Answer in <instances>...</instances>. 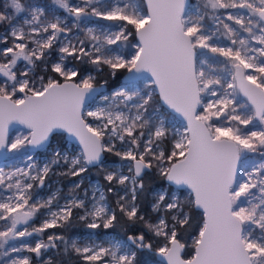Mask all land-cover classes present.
<instances>
[{
  "label": "snow or ice",
  "instance_id": "6c2138e0",
  "mask_svg": "<svg viewBox=\"0 0 264 264\" xmlns=\"http://www.w3.org/2000/svg\"><path fill=\"white\" fill-rule=\"evenodd\" d=\"M65 262L264 264V0H5L0 264Z\"/></svg>",
  "mask_w": 264,
  "mask_h": 264
},
{
  "label": "rangeland",
  "instance_id": "374dc122",
  "mask_svg": "<svg viewBox=\"0 0 264 264\" xmlns=\"http://www.w3.org/2000/svg\"><path fill=\"white\" fill-rule=\"evenodd\" d=\"M4 2H5V0H0V7L3 6ZM21 131H25V130H21ZM19 132H20V131H17L15 134H13V136L19 134ZM75 147L78 149L77 146H75ZM39 158H40V159H44L43 156H41V157H39ZM67 180H68V179H67ZM70 182H71V181L68 180V183L64 184V180L61 179V177H60V178L53 177L52 182H50V183H51V188H46L45 190H43V191H42V195H46V194H48V192H50V191H54L57 187H59V188L62 189L61 195H63L64 193L67 192V188H68V185L70 184ZM97 182L101 183V182L98 181V180H92V179H88V178H87V180L85 181V184H86V185H89V184H95V183H97Z\"/></svg>",
  "mask_w": 264,
  "mask_h": 264
},
{
  "label": "trees",
  "instance_id": "16d2710c",
  "mask_svg": "<svg viewBox=\"0 0 264 264\" xmlns=\"http://www.w3.org/2000/svg\"><path fill=\"white\" fill-rule=\"evenodd\" d=\"M108 158H109V160H114L115 159L114 157H108ZM87 177H88V179L98 180V181L101 182V184L103 183L102 175L98 174V171L96 169H91L90 172L87 174ZM61 179L64 180V184L68 183V180L66 178L61 177ZM152 187L154 188V187H156V185H152ZM150 191H151V188H150ZM74 231L78 233V232H81L83 230L82 229H76ZM138 258L141 259V261L152 260V259L158 260L157 259L158 257H153L152 254L142 255V256H140ZM65 264H67V262H65Z\"/></svg>",
  "mask_w": 264,
  "mask_h": 264
},
{
  "label": "water",
  "instance_id": "95a60500",
  "mask_svg": "<svg viewBox=\"0 0 264 264\" xmlns=\"http://www.w3.org/2000/svg\"><path fill=\"white\" fill-rule=\"evenodd\" d=\"M21 130H24L22 126H17L16 128H13L10 130V136H13V134H15L17 131H21ZM78 147V145H77ZM159 259V257L157 258Z\"/></svg>",
  "mask_w": 264,
  "mask_h": 264
}]
</instances>
